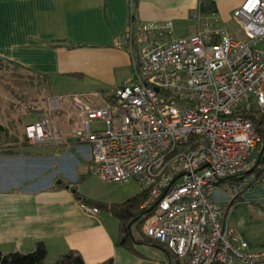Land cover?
I'll use <instances>...</instances> for the list:
<instances>
[{"label":"built area","instance_id":"built-area-1","mask_svg":"<svg viewBox=\"0 0 264 264\" xmlns=\"http://www.w3.org/2000/svg\"><path fill=\"white\" fill-rule=\"evenodd\" d=\"M130 1L124 39L131 78L105 96L94 94L98 102L72 95L79 125L68 135L89 146L103 181L138 184L149 212L142 231L178 264L264 261V251H246L239 230L225 222L227 204L211 199L223 179L255 165L253 151L264 150L242 116L251 104L264 108V0H243L233 10L244 39L219 25L174 38L170 21L139 19ZM24 135L32 146L62 139L48 111L26 123Z\"/></svg>","mask_w":264,"mask_h":264},{"label":"crops","instance_id":"crops-1","mask_svg":"<svg viewBox=\"0 0 264 264\" xmlns=\"http://www.w3.org/2000/svg\"><path fill=\"white\" fill-rule=\"evenodd\" d=\"M242 1L134 0V5L139 19L170 21L173 37L181 38L216 25L236 35L241 29L234 27L232 12ZM130 2L0 0V57L27 72L44 74L50 88H69L70 97L83 95L98 102L94 94L105 96L132 75L124 39L131 19ZM241 38H246L244 33ZM258 47L264 50V41ZM55 125L62 135L58 144L0 152V249L26 253L42 241L48 263L75 249L81 256L76 264L107 259L113 264H178L174 254L151 244H137L141 255L118 246L117 221L101 210H84L70 185L63 182H76L64 174L72 159L74 167L90 168L89 146L70 137V129L62 131L57 122ZM44 175L47 182H36ZM223 181L228 182L229 190L217 187L211 199L227 204L225 222L239 230L246 251H264V180L247 183L246 179L236 193L235 185ZM138 191L103 201L122 202Z\"/></svg>","mask_w":264,"mask_h":264},{"label":"rangeland","instance_id":"rangeland-1","mask_svg":"<svg viewBox=\"0 0 264 264\" xmlns=\"http://www.w3.org/2000/svg\"><path fill=\"white\" fill-rule=\"evenodd\" d=\"M234 27L239 28L237 25H234ZM242 35L241 30L237 31L236 36L238 38H241ZM67 93H69V88H50L46 77L27 72L10 63L1 61L0 152L11 149V145H18V142L23 141L24 125L35 120V113L37 112H50L54 124L57 122L62 131L69 130L71 126H78L77 111L72 105L70 95H67ZM56 99L60 102V109ZM93 127L102 129L103 126L94 124ZM73 163L72 159V165L68 166V173L64 172V174L68 178H75L77 191L91 200L106 202L103 201L104 198L120 199L138 189V184L135 181L125 183L105 182L94 174L92 165L88 169L87 166L78 164L76 168ZM59 169L63 170L62 168ZM47 170L49 168L45 167V171ZM46 174L49 175L50 173L47 171ZM81 174H83V178L78 179ZM47 175L36 182H47ZM217 187H225L229 190L227 181H222ZM101 214L108 215L110 219H114L118 223V219L109 212L101 210ZM135 247L138 250L137 245ZM152 249L156 250L153 247Z\"/></svg>","mask_w":264,"mask_h":264},{"label":"trees","instance_id":"trees-1","mask_svg":"<svg viewBox=\"0 0 264 264\" xmlns=\"http://www.w3.org/2000/svg\"><path fill=\"white\" fill-rule=\"evenodd\" d=\"M1 61H3V59L0 57V62ZM34 74L45 77L44 74ZM242 116L249 118L252 121L264 145V110L256 104H251L248 109L243 111ZM17 144L18 145H11V149H6L3 152L14 153L18 151L17 149L32 147V145L27 142L25 135L23 141H20ZM252 156L255 158V165L250 170L229 176L223 180H228L233 185H237L246 179L248 180L247 183L264 180V150H255L252 152L251 157ZM82 177L83 175H79L78 179H81ZM63 184L70 185L74 197L80 203L88 206H95L99 210H105L118 219V235L116 239V244L118 246L124 247L136 255L141 254L136 250L135 246L143 243L164 248L166 252L169 254L171 253L165 245L146 237L141 230L142 224L149 214L147 209L141 207V204L145 199L144 193L137 192L122 202H97L79 193L76 189V182L67 181L63 182ZM46 254L47 249L42 241H37L34 249L26 253L19 251L5 253L0 249V264H76V262L81 259L79 252L75 249L60 254L57 259L51 263L45 261ZM81 264L88 263L82 262ZM96 264H113V262L112 259H107Z\"/></svg>","mask_w":264,"mask_h":264}]
</instances>
